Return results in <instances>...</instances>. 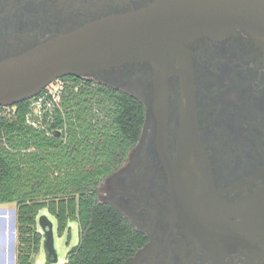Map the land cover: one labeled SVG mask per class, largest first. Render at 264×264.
<instances>
[{
    "label": "flooded vegetation",
    "instance_id": "obj_1",
    "mask_svg": "<svg viewBox=\"0 0 264 264\" xmlns=\"http://www.w3.org/2000/svg\"><path fill=\"white\" fill-rule=\"evenodd\" d=\"M155 1L0 0V59ZM188 54L207 178L192 174L174 185L159 150L164 138L176 161L185 106L179 78L168 77L166 96L157 97L154 71L144 62L127 63L93 79L137 99L145 113L138 141L100 182L98 197L144 238L124 264H264V49L235 30L197 37Z\"/></svg>",
    "mask_w": 264,
    "mask_h": 264
},
{
    "label": "trees",
    "instance_id": "obj_2",
    "mask_svg": "<svg viewBox=\"0 0 264 264\" xmlns=\"http://www.w3.org/2000/svg\"><path fill=\"white\" fill-rule=\"evenodd\" d=\"M63 79L70 83L49 133L26 123L30 101L0 118V205L16 206L15 264H32L44 248L42 213L59 236L78 225L79 242L63 264H124L144 238L100 201L98 188L138 141L144 107L90 78Z\"/></svg>",
    "mask_w": 264,
    "mask_h": 264
},
{
    "label": "water",
    "instance_id": "obj_3",
    "mask_svg": "<svg viewBox=\"0 0 264 264\" xmlns=\"http://www.w3.org/2000/svg\"><path fill=\"white\" fill-rule=\"evenodd\" d=\"M235 30L251 35L264 49V0H156L141 10L96 20L27 52L0 59V106L30 101L60 78L97 79L99 72L112 67L144 62L154 71L157 97L166 96L167 78L174 75L180 80V98L185 99L179 114L176 161L165 149L164 138L159 140L168 176L174 185L188 183L192 174L205 180L208 163L197 136L188 49L199 36ZM163 112L165 116V108ZM164 126V120L159 122V130ZM38 226L48 262L58 263L52 222L43 214ZM11 230L15 232V227ZM11 264H15L14 254Z\"/></svg>",
    "mask_w": 264,
    "mask_h": 264
},
{
    "label": "rangeland",
    "instance_id": "obj_4",
    "mask_svg": "<svg viewBox=\"0 0 264 264\" xmlns=\"http://www.w3.org/2000/svg\"><path fill=\"white\" fill-rule=\"evenodd\" d=\"M100 199H102V196ZM43 214L46 215L53 224L54 247L59 260L56 264H63L67 258L68 252L79 242L78 225L74 222L70 223L69 230L59 236L56 231L55 220L49 217L46 213H42L40 216ZM13 226L15 227L14 237L11 233ZM68 235H70L69 244H67ZM16 244V206L15 204L0 205V264H11L12 254H14L16 258ZM32 264H52L48 262L43 247L34 258Z\"/></svg>",
    "mask_w": 264,
    "mask_h": 264
},
{
    "label": "built area",
    "instance_id": "obj_5",
    "mask_svg": "<svg viewBox=\"0 0 264 264\" xmlns=\"http://www.w3.org/2000/svg\"><path fill=\"white\" fill-rule=\"evenodd\" d=\"M69 83L63 78L54 80L37 97L31 99L26 123L48 132L47 127L53 122L54 111L59 107L61 96ZM14 110L15 106H0V118L10 116Z\"/></svg>",
    "mask_w": 264,
    "mask_h": 264
},
{
    "label": "bare ground",
    "instance_id": "obj_6",
    "mask_svg": "<svg viewBox=\"0 0 264 264\" xmlns=\"http://www.w3.org/2000/svg\"><path fill=\"white\" fill-rule=\"evenodd\" d=\"M10 231V230H9ZM12 234H14V231H11Z\"/></svg>",
    "mask_w": 264,
    "mask_h": 264
}]
</instances>
